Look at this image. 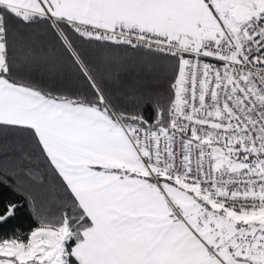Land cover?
<instances>
[{
    "label": "snow or ice",
    "instance_id": "1",
    "mask_svg": "<svg viewBox=\"0 0 264 264\" xmlns=\"http://www.w3.org/2000/svg\"><path fill=\"white\" fill-rule=\"evenodd\" d=\"M0 264H264V0H0Z\"/></svg>",
    "mask_w": 264,
    "mask_h": 264
},
{
    "label": "trees",
    "instance_id": "2",
    "mask_svg": "<svg viewBox=\"0 0 264 264\" xmlns=\"http://www.w3.org/2000/svg\"><path fill=\"white\" fill-rule=\"evenodd\" d=\"M22 215H26L25 213H22ZM20 223L23 225V226H27V224L29 223V221L27 220V219H22L21 221H20Z\"/></svg>",
    "mask_w": 264,
    "mask_h": 264
}]
</instances>
